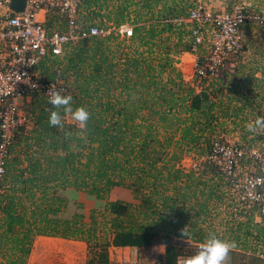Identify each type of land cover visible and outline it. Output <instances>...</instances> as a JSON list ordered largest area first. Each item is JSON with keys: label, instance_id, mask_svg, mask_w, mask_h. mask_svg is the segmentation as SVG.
<instances>
[{"label": "trees", "instance_id": "1", "mask_svg": "<svg viewBox=\"0 0 264 264\" xmlns=\"http://www.w3.org/2000/svg\"><path fill=\"white\" fill-rule=\"evenodd\" d=\"M190 6V0L81 1L84 22L127 24L131 36L80 40L38 64L42 80L57 76L62 95L72 97L73 108H86L90 119L81 133L64 117L61 130L49 125L55 109L39 94L22 105L31 126L14 131L0 179V264H25L36 237L84 243L92 254L87 264H110V246L163 245L161 264H170L182 254L177 239L206 237L196 223L210 207L238 204L206 159L227 131L228 113L206 86L195 91L175 67L194 42L193 25L185 21ZM185 156L197 164L182 167ZM116 188L129 200H109ZM67 189L102 201V208L86 218L59 217L67 204L59 192ZM236 211L252 217L249 209ZM237 232L238 224L229 234Z\"/></svg>", "mask_w": 264, "mask_h": 264}, {"label": "built area", "instance_id": "2", "mask_svg": "<svg viewBox=\"0 0 264 264\" xmlns=\"http://www.w3.org/2000/svg\"><path fill=\"white\" fill-rule=\"evenodd\" d=\"M9 1L0 0V179L14 131L27 120L18 102L33 92L41 94L48 102L50 87L61 94L64 92L63 84L56 77L40 80L35 72L37 65L45 58L62 56L65 46L80 40L111 34L123 39L131 36V28L126 24L114 27L79 22L81 0H23L21 10L16 12L9 8ZM49 15L62 21L65 29L44 27V18ZM187 21L197 25L192 30L194 44L202 43L203 34H207L208 47L201 62L193 67V75L198 78L220 71L227 63L225 58L240 53L241 27L254 24L264 28V14H246L239 6L230 14L212 15L198 5L189 11ZM206 159L222 175L230 198L256 206L264 214L262 152L246 150L239 144L214 142Z\"/></svg>", "mask_w": 264, "mask_h": 264}, {"label": "rangeland", "instance_id": "3", "mask_svg": "<svg viewBox=\"0 0 264 264\" xmlns=\"http://www.w3.org/2000/svg\"><path fill=\"white\" fill-rule=\"evenodd\" d=\"M202 2L204 6L201 7L212 15L230 14L234 6L242 7L249 14H264V0H202ZM81 15H83L82 12L78 18L79 22L84 23ZM46 19L47 21L49 19L48 26L52 27L50 19L55 17L49 15ZM58 26L61 28V21ZM240 32L241 45L244 48L238 55L225 58L227 63L220 71L212 72L208 77H195L193 75L195 59L192 56L180 57L181 55L176 69L180 72L183 81L195 91L206 86L213 101L218 103L217 100H220L222 110L224 108L227 111L228 119H225L227 131L218 136L213 143L239 144L246 150L254 149L264 154V129L248 131L250 123H254L257 117H264V29L248 25L241 27ZM35 72L39 77L41 76L39 68ZM235 112L237 117L234 119L232 115ZM26 126L30 128L31 119ZM192 162L189 156H185L180 164L184 168H189L194 164ZM61 195L67 202L62 213L64 217L70 213H82L86 218L89 210L102 208L100 202L94 204L91 199L79 198L82 202H78L68 193ZM108 198L122 201L129 199L127 193L120 189L110 192ZM239 206L237 205V209ZM249 210L253 211L254 216L260 215L259 219L262 220L263 225L264 215L260 214V210L256 207H249ZM72 242L75 241L47 237L35 238L25 264H85L92 254L86 245L80 249L76 243Z\"/></svg>", "mask_w": 264, "mask_h": 264}, {"label": "crops", "instance_id": "4", "mask_svg": "<svg viewBox=\"0 0 264 264\" xmlns=\"http://www.w3.org/2000/svg\"><path fill=\"white\" fill-rule=\"evenodd\" d=\"M190 1H191V6L187 10V18H188L190 10L194 9L198 5L204 6L202 4L203 3L202 0H190ZM233 8L231 9L230 12H232ZM244 13L249 14L245 11H244ZM261 14H263V13H261ZM261 14L256 13V15H261ZM46 18H44V27L47 28L48 26L46 25V23H47ZM187 18L185 19L186 22H188ZM55 20H56V22H55ZM50 23H52L53 24L52 26L56 27V29L59 31H63L65 29V25L62 21H61V23H62L61 28H60V26H58L60 24V21H57L56 18L50 19ZM55 23H58V24L56 25ZM84 23L85 24L86 23L87 24H96V25H101V26L111 25L110 23L109 24L104 23L102 19L100 21L99 18H94L90 22H84ZM189 23H191V22H189ZM191 24L193 25L192 29H196L197 25H194L193 23H191ZM250 25H254V24H250ZM246 26H248V25H245L244 27H246ZM254 26L260 27L258 25H254ZM260 28H263V27H260ZM207 47H208L207 34L204 33L202 43H200V44H194V42L192 43L190 50H192V48H194L195 52L189 51L186 53H181L180 54L181 56L180 55L179 56L180 57L192 56L194 59H196V61L194 63V65H195L198 63V60L201 59V56L203 55V53L205 52V49ZM196 48L201 49V51L197 53ZM242 48H244V47H242ZM0 50H1V46H0ZM179 56H178V58H179ZM45 59L42 61L46 62ZM176 65H179V59H178V63ZM176 65H175V67H176ZM194 65H193V67H194ZM37 68H39L38 65L36 67V70H37ZM38 78L40 80H42V76L39 77V75H38ZM56 78H57V76H56ZM39 95L43 98V96L41 94H39ZM29 100H30V97L24 98L22 101L18 102L20 104V107H19L20 111L23 113V115L27 119L24 126H21L25 129L29 128V126H26V125H27V123L28 124L30 123V117L27 113H25L22 105L26 104ZM195 164H197V163L192 164V166H195ZM113 190H119V189L116 188ZM124 192H126V191H124ZM59 193H60V195L62 193H65V194L68 193L71 196H73L76 199V201L78 200V202H82L81 200H79V198L80 199L84 198V199H89V200L91 199L94 204L100 202L101 206L103 205L102 201L96 200L93 197L87 196L85 194L75 192L72 189H67V190H65L63 192H59ZM227 195H228V193H227ZM127 197H129L128 193H127ZM109 200H111V199H109ZM237 205H240L238 209H242V211L248 210L249 207H256V206H251V205H246V204H241V203H238ZM237 205L234 207H228L225 205H217L214 207H210L209 212H208L207 216L203 219V221L202 222L198 221V223H196V227L205 229L206 237L201 241L193 240V239L192 240H190V239H177V242L180 246V249L182 250V254L177 256V257L189 256V255L194 254L198 250L199 244L202 243L208 237L209 233H214L218 238H221L224 240H229V241H235L236 240L237 247L230 252L228 259L225 261V264H258L257 263L258 261L263 262L264 261V237H262V235L264 233V224L262 225L263 222L261 219H259L260 215L254 216L253 211H252L253 215L251 214L252 217L250 218V220L246 219L245 215H242V214L239 215V214L235 213V212H237L236 211ZM256 208H258V207H256ZM259 212H261V211H259ZM71 214L72 213L67 215V217L66 216L64 217L62 215V213H60L59 217L64 218V219H68ZM260 214H262V212ZM262 215H264V214H262ZM237 224L239 227V232H237V236L234 237V235L229 234V231L231 228L234 229ZM188 225H189V221L187 220L186 224L183 228L186 227L185 228V230H186L188 228ZM247 228H250L251 236H244V233L246 232ZM255 235H257V237H258L257 240H255V238H253V237H255ZM36 238H40V237H36ZM233 238H234V240H233ZM194 241H196V242H194ZM72 243H76L80 249L85 247V244H83L82 242L75 241ZM188 245L193 250L188 251L187 248H190ZM163 253H164V246L163 245H151V246H146V247H141V248L111 247L110 246L107 248V261L110 264H161L162 263L161 261L163 259ZM176 258H175V261L170 263V264H176ZM87 261L85 262V264H87Z\"/></svg>", "mask_w": 264, "mask_h": 264}, {"label": "clouds", "instance_id": "5", "mask_svg": "<svg viewBox=\"0 0 264 264\" xmlns=\"http://www.w3.org/2000/svg\"><path fill=\"white\" fill-rule=\"evenodd\" d=\"M48 103L52 106L49 110V125L64 128V117L69 118L83 133L87 128L90 119L89 111L84 107L73 108L72 97L62 95L60 91L51 90L48 92ZM258 129H264V117H257L254 123L248 125L249 132H255ZM66 137H71L72 133H65ZM186 228V227H185ZM184 229L180 235L183 238L189 236ZM237 247L235 241L218 238L214 233H209L208 237L199 244L198 250L189 256H180L176 258V264H225L230 252Z\"/></svg>", "mask_w": 264, "mask_h": 264}, {"label": "water", "instance_id": "6", "mask_svg": "<svg viewBox=\"0 0 264 264\" xmlns=\"http://www.w3.org/2000/svg\"><path fill=\"white\" fill-rule=\"evenodd\" d=\"M23 5V0H10L9 1V8L12 11H20Z\"/></svg>", "mask_w": 264, "mask_h": 264}]
</instances>
